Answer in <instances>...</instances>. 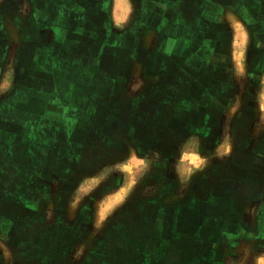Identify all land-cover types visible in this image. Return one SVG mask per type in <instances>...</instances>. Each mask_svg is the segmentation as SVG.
Masks as SVG:
<instances>
[{"label": "rangeland", "instance_id": "1", "mask_svg": "<svg viewBox=\"0 0 264 264\" xmlns=\"http://www.w3.org/2000/svg\"><path fill=\"white\" fill-rule=\"evenodd\" d=\"M63 1L0 0V264H264L257 242L216 241L196 202L195 100L178 90L177 45L151 20L164 8ZM244 1H196L232 32L239 81L254 73L251 33L264 31V0ZM256 93L246 120L259 131Z\"/></svg>", "mask_w": 264, "mask_h": 264}, {"label": "flooded vegetation", "instance_id": "2", "mask_svg": "<svg viewBox=\"0 0 264 264\" xmlns=\"http://www.w3.org/2000/svg\"><path fill=\"white\" fill-rule=\"evenodd\" d=\"M138 1L156 4L153 7L157 9L160 4L164 8L161 17L155 16L151 20L156 24L161 21L166 40L170 38L179 50V65H176L181 71L178 90L185 92L184 102L195 100L197 117L192 134L200 160L195 178L196 202L199 207L208 208L211 227L218 235L215 240L257 242L258 248L263 247L264 127L257 131L253 128V121L250 123L246 116L256 112L253 107L256 91L260 90V97L264 95V31L251 33L246 67L248 72L252 70L254 73L239 81L230 74L233 72H230L228 60L227 34L232 35V32L227 26L220 28L221 23L217 24L215 19L203 20L200 6L196 4L200 0ZM192 1L199 10L190 14L185 12V6ZM54 2L57 8H64L63 0H51L50 3ZM171 7L176 9L172 16L169 15ZM179 12V18H174ZM210 12L211 17L216 16L215 12ZM63 18L64 15L56 12L52 20ZM196 18L200 19L198 26ZM53 28L59 29L56 24ZM154 28L149 30L155 32ZM176 49L171 48L172 51ZM174 56L171 53L165 59L171 62L175 60ZM188 66L189 70L186 69ZM254 131L258 132L256 136ZM130 210L137 212V207Z\"/></svg>", "mask_w": 264, "mask_h": 264}]
</instances>
